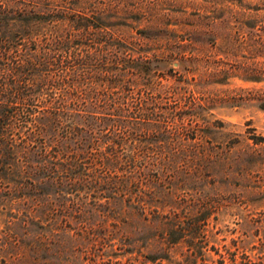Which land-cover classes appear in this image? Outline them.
Here are the masks:
<instances>
[{"label": "trees", "instance_id": "16d2710c", "mask_svg": "<svg viewBox=\"0 0 264 264\" xmlns=\"http://www.w3.org/2000/svg\"><path fill=\"white\" fill-rule=\"evenodd\" d=\"M236 1L155 48L179 66L163 83L97 0H0V264H123L117 242L223 264L206 261L211 217L264 197V135L210 111L264 109V0Z\"/></svg>", "mask_w": 264, "mask_h": 264}, {"label": "rangeland", "instance_id": "374dc122", "mask_svg": "<svg viewBox=\"0 0 264 264\" xmlns=\"http://www.w3.org/2000/svg\"><path fill=\"white\" fill-rule=\"evenodd\" d=\"M98 4L105 8L107 17L111 24L109 27L115 31V34L121 35L130 43V46L139 47L141 44H149V50L146 51L145 64L143 68L152 74V79L169 83L174 80L173 70L179 69L171 59L160 50L155 48L166 45L165 38L172 31L180 32L188 27L186 21L194 18L196 14H214L221 8H238L236 0H97ZM258 0H252L255 2ZM134 52V51H133ZM137 55V54H135ZM230 85L253 84L244 82L239 78H231ZM258 85V84H256ZM213 118L222 119L227 131L240 132L248 134L255 132L264 135V109L253 105H221L216 104L210 110ZM251 129V131H247ZM251 141V139H247ZM264 191V189H263ZM237 212L227 210L218 214V219L211 217L208 224L210 232L213 234L208 248L206 250V261L211 259L216 263L217 259L223 257V264H231L232 254L230 251L236 250V260H242V254L246 253L253 260L264 261V244L262 229L264 219L258 221L261 212L264 211V197L253 198L239 205ZM249 215L253 223L246 225L244 215ZM256 224H262L259 228ZM3 224L0 225L2 227ZM246 231V232H245ZM214 248H217V253ZM115 254L112 260H121L123 264H157L159 259L154 262H142V256L131 260L136 252L119 253L121 249L118 242L109 245ZM228 250V251H227ZM112 252V251H111ZM222 254V256H221ZM178 257V255H176ZM104 260L107 256L103 255ZM101 260V259H100ZM161 264H169L166 258H163ZM108 264H119L110 262ZM264 264V262H263Z\"/></svg>", "mask_w": 264, "mask_h": 264}]
</instances>
